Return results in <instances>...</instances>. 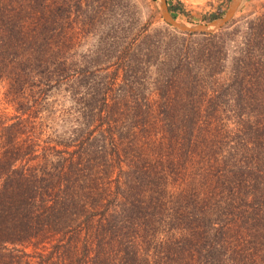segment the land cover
Returning a JSON list of instances; mask_svg holds the SVG:
<instances>
[{
	"label": "trees",
	"instance_id": "obj_1",
	"mask_svg": "<svg viewBox=\"0 0 264 264\" xmlns=\"http://www.w3.org/2000/svg\"><path fill=\"white\" fill-rule=\"evenodd\" d=\"M95 4L0 0V264H264L263 16L240 41L119 25L91 64Z\"/></svg>",
	"mask_w": 264,
	"mask_h": 264
},
{
	"label": "rangeland",
	"instance_id": "obj_2",
	"mask_svg": "<svg viewBox=\"0 0 264 264\" xmlns=\"http://www.w3.org/2000/svg\"><path fill=\"white\" fill-rule=\"evenodd\" d=\"M95 2L96 7L103 6L104 2L109 4L107 7L110 8V15L105 16L102 12L101 17L94 20L92 29L88 35L80 36V39L71 48L73 59L79 57L83 61H90L91 64H96L95 62L99 60L100 56H92L91 53L95 54V52L103 48L112 49L115 42L113 39L115 37V27L119 25H124L127 29L129 28L130 38L133 36H138L139 38V35H163L165 31H169V33L178 32L164 23L158 0H95ZM230 2L231 0H166L168 8L171 9L170 14L176 21L200 25L208 24L222 17L227 11ZM87 15V7L83 4L80 7L72 5L70 8L55 6L53 20L56 24L65 25L78 32L80 27L88 26L89 20L86 18ZM261 16L264 18V0H242L231 21L234 22L233 25L226 29V31L234 34L232 36L234 40L240 41L243 33L246 32L248 24ZM114 18H116V21H114ZM261 42L263 58L260 61L261 64H264V37ZM230 44L233 50H235L234 41H231ZM252 63L253 61L250 60L247 68L248 72L252 70ZM113 70L114 68H110L108 72H112ZM260 73L262 79H257V81L247 77L246 92L264 90L263 65L260 67ZM5 96L6 88L0 86V107L2 108H5ZM259 98L256 97V93L247 94L244 99L248 105L246 115L252 114L259 102H264V94H261V101ZM7 112L12 113L11 107H8ZM248 116L245 118H250Z\"/></svg>",
	"mask_w": 264,
	"mask_h": 264
},
{
	"label": "water",
	"instance_id": "obj_3",
	"mask_svg": "<svg viewBox=\"0 0 264 264\" xmlns=\"http://www.w3.org/2000/svg\"><path fill=\"white\" fill-rule=\"evenodd\" d=\"M242 0H231L225 14L208 24H188L176 21L170 14L166 0H158L164 23L175 31L190 35H208L225 28L234 18Z\"/></svg>",
	"mask_w": 264,
	"mask_h": 264
}]
</instances>
